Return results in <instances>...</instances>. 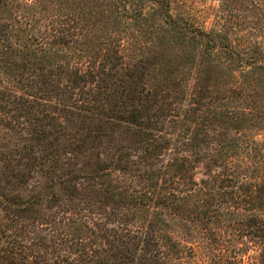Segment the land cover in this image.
I'll return each mask as SVG.
<instances>
[{"label":"trees","instance_id":"trees-1","mask_svg":"<svg viewBox=\"0 0 264 264\" xmlns=\"http://www.w3.org/2000/svg\"><path fill=\"white\" fill-rule=\"evenodd\" d=\"M170 4L0 0V69L13 78L12 89L0 85V116L23 119L29 141L40 147L22 148L20 177L35 165L63 162L71 170L61 186L78 192L77 180L90 182L117 209L102 222L77 204L45 207L53 208L46 214L36 197L1 193L0 264H264V181L231 162L235 154L214 136L216 148L206 149L218 170L207 181L194 180L196 160L183 154L198 149L193 141L220 114L213 105L223 99L210 97L202 84L208 72L218 70L232 82L240 73L260 84L262 66L221 33L181 22ZM191 78L196 89L184 121L198 134L182 135L170 160L156 168L171 142L160 121L179 117L175 106L185 100ZM118 128L133 133L131 144L101 152L92 163L97 146L112 149ZM60 154L64 161L56 160ZM115 167L145 186L127 178V186L113 187ZM181 229L194 235L191 241Z\"/></svg>","mask_w":264,"mask_h":264},{"label":"rangeland","instance_id":"rangeland-1","mask_svg":"<svg viewBox=\"0 0 264 264\" xmlns=\"http://www.w3.org/2000/svg\"><path fill=\"white\" fill-rule=\"evenodd\" d=\"M30 1L32 0H28V2ZM169 1L171 3V13L177 19L183 23L204 28L207 31L213 30L221 33L234 48H244L248 56L256 58L262 66L260 72L264 74V0ZM41 15V13H36L37 18L41 17ZM26 21L32 23L31 18ZM169 54H175V62L177 64L181 63L180 59L176 57L179 54L176 50H172ZM221 55L227 57L223 53ZM220 69L221 71L223 70L222 68ZM192 74H195L194 71ZM216 74H218V70H210L202 84L210 89L209 91L212 93V95H209L210 97L223 99L213 105L214 107H221L220 114L207 124L208 129H204L207 133L198 135V141H193V144L197 145L198 149L189 148L187 149L189 151L183 153L196 160L194 163L195 171L192 174L193 178L196 182L207 181L209 179L208 174L218 170L212 160H210L211 154L206 149L207 146L216 148L212 140H209V137L214 136L221 140L228 152L235 154L231 162L241 163L240 166L243 167L247 166L250 168L248 176L264 181V122L260 121V115L258 114L259 112L264 115V81L260 84L258 82L251 83L242 80L240 73H236V79L232 82L230 78L223 77L222 79ZM12 82L13 78H10L4 70L0 69L1 89L11 88ZM196 82L194 78H191L186 89L185 100L175 106L179 117L168 122L167 119L160 121L161 135L170 139L171 142L169 149L164 151L162 156L157 157L158 159H156L157 161H155L154 165L156 168L170 160V156L174 154L173 148L182 142L179 141L182 135L190 139L198 134L197 128L193 123L184 121L187 117L185 113L190 108L193 90L196 89ZM235 86L236 88L234 89ZM14 116L15 114L8 116V118L0 116V194H7V196L17 194L23 198L36 197L42 204V208L38 207L37 209L41 213L46 214H51L53 208L47 209L45 207L57 205L55 208H62L64 204H70L71 207L77 204L78 207L84 208L86 213L91 218H95L96 221L109 222L107 219L117 209L113 203H110L111 201H107L106 195H101L98 191L99 189L92 186L94 184L79 179L74 184V186H77L78 183L80 184L77 186L78 192H74L68 184L60 185L62 179L66 178L63 177L65 176L64 174L71 170V167L65 166L62 164L63 162L52 163L53 166L49 165L44 169L35 165L31 168L32 171L29 175L25 176L24 179L20 177V173L23 172V166L21 165L22 156L20 155L22 148L26 145L36 148L40 147L35 140L29 141L31 138L29 135L30 128L24 123V120L18 119L19 121H17L16 119V121H13L15 120L13 119ZM188 118H190L189 114ZM78 119V116H74L75 121H78ZM58 121L64 123L59 118ZM18 122L24 124L19 125ZM116 131L114 135L115 143L114 145L111 143L112 149L103 145L101 147L97 146L91 152L94 155H89L92 163L99 162L96 157L97 154H101V152L107 154L113 152L118 146H128L131 144L130 141L135 138L128 129L123 128L121 130V128H118ZM153 134L157 135L158 133L154 132ZM228 145L232 149H229ZM213 155L219 157L217 153H213ZM62 156L60 154L56 160L64 161V156ZM141 169H143V166ZM136 174L137 172L133 171L131 176H136ZM127 178H130L134 186L143 187L146 184L137 177H128L126 173L116 170V167L115 170L111 168L109 182L113 187L120 186L122 188L127 186ZM64 180H68V177ZM64 185L66 186V192L62 190ZM66 193L67 195L77 194L75 198L68 195L69 198H72V203L68 200ZM181 230L182 237H186V240L191 241V236L194 235L186 229Z\"/></svg>","mask_w":264,"mask_h":264}]
</instances>
